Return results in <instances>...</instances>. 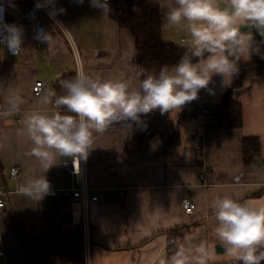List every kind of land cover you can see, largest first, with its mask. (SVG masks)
<instances>
[{"label": "crops", "instance_id": "0c3cea01", "mask_svg": "<svg viewBox=\"0 0 264 264\" xmlns=\"http://www.w3.org/2000/svg\"><path fill=\"white\" fill-rule=\"evenodd\" d=\"M47 2L67 25L76 50L41 8L49 42L35 38L32 30L22 24L24 41L19 54L9 55L4 46L0 49L1 112L10 92L19 91L23 100L19 112L0 118V179L9 189L0 206V248L5 251L0 255V264H158L161 257L172 255L166 252V230L179 225H188L189 231L178 242L195 237L207 250V264H229L233 259L224 249L216 248L223 245L214 234L216 201L228 197L249 206H264V58L253 54L249 60H261L260 67L238 74L226 87L221 86L219 77H213L208 89H202L196 100L183 107L181 119L180 112L170 113L179 130V143L166 154H156L162 146L156 136L129 145L140 135L141 127L134 125L129 130L125 124H111L95 135L84 175L71 174L58 159L46 173L51 194L36 201L17 192L20 184L42 175L39 163L27 154L32 144L21 134L24 116L36 110H59L53 104L55 97L48 105H41L40 100L46 92H54L56 79L69 70L105 80L124 79L132 86L140 80L133 35L118 25L111 11L105 17L101 10L90 7L89 0L83 4L54 0V6L51 0ZM113 3L108 2L110 8ZM60 8L65 11L60 13ZM160 9L162 23L164 9ZM241 30H252L259 41L255 29ZM161 36L166 42L184 47L187 41L179 30L161 28ZM35 80L42 81L39 94L33 92ZM225 93L241 103L240 127L216 126L191 109L206 104L214 110ZM244 135H255L260 140L259 157L248 165L242 155ZM198 143L200 149L196 148ZM12 164L19 170L15 177L8 176ZM83 185L85 195L80 190ZM93 195L97 198L92 199ZM183 197L195 202L192 212L182 210ZM13 219L22 222L30 242L37 234L51 235L81 224L83 261L65 262L56 255L45 260L28 258L11 223Z\"/></svg>", "mask_w": 264, "mask_h": 264}, {"label": "clouds", "instance_id": "9594fccd", "mask_svg": "<svg viewBox=\"0 0 264 264\" xmlns=\"http://www.w3.org/2000/svg\"><path fill=\"white\" fill-rule=\"evenodd\" d=\"M83 4L84 0H76ZM164 9L161 28L179 30L187 36L185 51L178 62L162 67L132 86L124 79L93 78L78 71L71 80L62 82L66 94L46 92L41 105L53 102L63 112L36 110L26 114L21 134L32 147L27 153L39 163L42 175L29 178L17 188L19 195L36 201L51 194L47 171L64 157L88 158L94 148L95 135L102 134L114 122L146 128L142 117L159 110L161 114H178L183 107L208 89L213 77L228 86L240 71V61L253 54L264 58V0H154ZM54 6V0H51ZM90 7L108 17V0H89ZM42 7V0H37ZM5 6L0 4V45L17 55L24 41V29L3 20ZM60 13L63 8L58 9ZM51 14V13H50ZM242 27L255 29L242 31ZM49 42L47 32L35 37ZM23 100L19 91L6 97V108L0 118L19 112ZM214 234L228 256L239 264H261L264 261V206L253 207L233 198L216 201ZM206 248L195 237L177 242L175 252L158 264H207Z\"/></svg>", "mask_w": 264, "mask_h": 264}, {"label": "trees", "instance_id": "16d2710c", "mask_svg": "<svg viewBox=\"0 0 264 264\" xmlns=\"http://www.w3.org/2000/svg\"><path fill=\"white\" fill-rule=\"evenodd\" d=\"M28 2H7L10 13L16 14L18 10ZM111 16L120 27L127 28L134 38L135 59L139 67L140 79L149 74H158L159 70L166 65L178 62L185 51L184 46L172 42H166L161 36V9L155 2L147 0H116L111 6ZM261 60H241L239 74L245 75L257 70ZM76 71L69 70L60 75L53 84L56 96L65 95L61 84L65 80L75 77ZM214 115L217 118L216 126L237 128L242 125V108L240 101L230 93L222 95L216 104ZM58 111L63 112L64 109ZM184 113L180 112L181 119ZM146 128H142L140 135L129 143L130 146L139 145L143 137H159L162 146L156 149V154L164 155L169 149L179 143V130L169 113L161 114L159 110L142 117ZM113 124H122L114 122ZM243 162L248 165L255 162L259 157L260 140L255 135H244L241 140ZM129 146V147H130ZM16 229L20 242L26 248L28 258L39 257L47 259L56 255L59 260L65 262L81 263L83 261V228L77 223L71 229L51 235L37 234L33 242L27 240L25 229L20 220H11ZM188 225H179L166 230V252L173 254L177 247L178 238L187 235ZM264 251V249H261ZM229 264H239L230 261ZM264 264V261L261 262Z\"/></svg>", "mask_w": 264, "mask_h": 264}, {"label": "built area", "instance_id": "2783aa9c", "mask_svg": "<svg viewBox=\"0 0 264 264\" xmlns=\"http://www.w3.org/2000/svg\"><path fill=\"white\" fill-rule=\"evenodd\" d=\"M115 1L116 0H108V2H115ZM7 2H8V0H0V4H3L5 6V10L3 12V20L5 22H7L8 24H16L19 26H22V24L25 26H28L32 30L33 35L36 37L37 34L41 32V30H43L45 32V26H44L42 19L40 17L41 15H40L39 8H41L44 12H46L51 17V19L59 27V29H61L63 35L65 36L68 44L71 47V49L73 51L76 50V46H75L73 36L70 33L67 25L57 16V14H55L54 11L51 10V8L48 7V5L46 3L47 0H42V2H43L42 7L36 6L37 0H30L28 3H25V5L23 7H21L16 14L10 13L8 11ZM258 38L260 40L259 36H258ZM2 46H4V45H0V49ZM5 49L9 55L14 56L13 54L8 52L6 47H5ZM19 52H18V54H19ZM32 88H33V92L35 94H39L41 89H42V81L41 80H35ZM53 104H54V102H53ZM54 106H55V104H54ZM191 109L198 111V113L201 114L203 116V118L210 120L213 124L217 123V118L214 115L213 111H215L216 109L220 110V108L218 106H216L214 108V110H211L208 105L201 104L197 108L192 107ZM2 110H3V106H2V103L0 102V112ZM200 147H201V145H200V143H198L196 148L200 149ZM60 164H61V166H63V168L68 170V172H70L71 174L82 173V175H84V172H85V160L84 159L80 160V159L68 157V159H66V160H61ZM18 172H19V170H18L17 165L12 164L9 167L8 176L9 177H15V176H17ZM202 177H203V175L201 174L200 178H202ZM72 189H75V188L72 187ZM80 190L83 192L84 195L86 194L87 189H86L85 185L80 187ZM8 192H9V189L7 188L6 184L0 179V206H2L4 204V200H3L2 196ZM91 198L96 199L97 196L93 195V196H91ZM180 204H181L182 210L184 212H187V213L192 212L193 209L195 208V202L188 197L181 198ZM4 254H5L4 249L0 248V255H4Z\"/></svg>", "mask_w": 264, "mask_h": 264}, {"label": "water", "instance_id": "95a60500", "mask_svg": "<svg viewBox=\"0 0 264 264\" xmlns=\"http://www.w3.org/2000/svg\"><path fill=\"white\" fill-rule=\"evenodd\" d=\"M245 28L246 27H242V29H245ZM190 115L193 116V112H190ZM60 159L61 160H66V159H68V157L61 156ZM216 248L220 250V249H224V246L223 245H221V246L217 245Z\"/></svg>", "mask_w": 264, "mask_h": 264}, {"label": "rangeland", "instance_id": "374dc122", "mask_svg": "<svg viewBox=\"0 0 264 264\" xmlns=\"http://www.w3.org/2000/svg\"><path fill=\"white\" fill-rule=\"evenodd\" d=\"M47 4L50 5L49 2H47Z\"/></svg>", "mask_w": 264, "mask_h": 264}]
</instances>
